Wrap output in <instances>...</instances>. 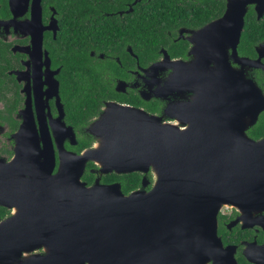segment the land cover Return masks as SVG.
I'll return each instance as SVG.
<instances>
[{"label": "flooded vegetation", "instance_id": "flooded-vegetation-1", "mask_svg": "<svg viewBox=\"0 0 264 264\" xmlns=\"http://www.w3.org/2000/svg\"><path fill=\"white\" fill-rule=\"evenodd\" d=\"M65 1L0 0V264H43L35 258L51 254L64 264V254L76 251L75 217L57 231L51 191L75 184L81 166L87 188L114 186L129 195L140 187V172L104 171L77 158L94 149L96 124L116 107L141 110L187 142L203 138L210 117L216 132L225 131L240 107L238 117L250 124L246 137L264 139V109L253 123L247 116L252 82L264 104V0L245 6L237 41L204 31L224 16L228 0H215L221 9L203 0H164L161 7L157 0ZM143 13L152 16L143 25L151 29L149 46L135 45ZM155 172L148 168L146 191ZM29 194L41 198L29 201ZM29 212L42 213L35 233ZM216 232L236 264H264L262 200L244 213L222 206Z\"/></svg>", "mask_w": 264, "mask_h": 264}, {"label": "water", "instance_id": "water-1", "mask_svg": "<svg viewBox=\"0 0 264 264\" xmlns=\"http://www.w3.org/2000/svg\"><path fill=\"white\" fill-rule=\"evenodd\" d=\"M255 2L263 4L262 0H228L224 16L204 31L225 32L237 41L245 6ZM251 86L247 116L253 123L264 104L258 105L257 87L253 82ZM238 112L240 107L234 123L229 125L228 119L223 123L225 131L216 132L213 124L217 122L208 118L203 138L194 142L174 136L172 129L141 110L116 107L106 112L95 126L100 141L77 158L96 161L104 171L140 172V187L129 195L114 186L87 188L79 181L83 166L75 184L66 189L54 186L51 192L57 203L51 205V214L59 216L57 231L73 223L69 215L75 217L76 251L65 253L63 263L236 264L233 252L223 248L217 237V214L224 205H235L244 213L260 200L264 203V139L246 137L244 131L250 124L240 120ZM110 117L114 122H108ZM16 150L22 151L19 144ZM150 166L156 168L155 182L146 191ZM39 198L28 195L29 201ZM28 207L42 206L28 203ZM41 214L28 213L29 233H35ZM157 223L164 228H154ZM59 257L35 259L61 264Z\"/></svg>", "mask_w": 264, "mask_h": 264}, {"label": "trees", "instance_id": "trees-1", "mask_svg": "<svg viewBox=\"0 0 264 264\" xmlns=\"http://www.w3.org/2000/svg\"><path fill=\"white\" fill-rule=\"evenodd\" d=\"M204 1V5H208V7H215V3H217L215 0H203ZM154 3H156V7H161L164 6V0H157V1H153ZM87 0H72V2H70V0H66L65 1V7H69V6H86ZM217 5L221 8H223V3L218 2ZM217 7V8H219ZM216 8V7H215ZM152 16H149L147 13H143V15L141 16V19H139V23L141 25L140 27V31H139V38L136 40L135 45L137 44L138 46L141 45H146L149 46V44L151 43V29H144L143 25H148L152 22ZM259 25H264V22H261ZM250 37H257V36H250ZM139 181H140V176L135 174V189L139 186Z\"/></svg>", "mask_w": 264, "mask_h": 264}]
</instances>
